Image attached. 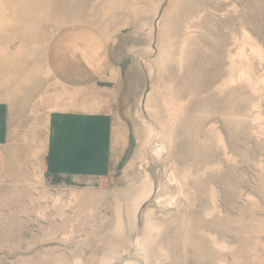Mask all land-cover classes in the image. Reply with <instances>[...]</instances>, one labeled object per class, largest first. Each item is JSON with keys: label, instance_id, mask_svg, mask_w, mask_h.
<instances>
[{"label": "rangeland", "instance_id": "obj_1", "mask_svg": "<svg viewBox=\"0 0 264 264\" xmlns=\"http://www.w3.org/2000/svg\"><path fill=\"white\" fill-rule=\"evenodd\" d=\"M0 2L12 20L0 33V46L8 47L10 53L22 44L27 49L23 58L10 61L0 57V103L9 108L8 133L11 125L15 127V133L0 145V264H56L59 254L69 261L75 254L85 263L98 257L99 235L111 223L114 190L122 185L124 170L138 154L137 111L141 110V115L144 112L143 116L154 123L146 112L147 98L152 93L153 102L162 108L166 84H171L174 96L185 108L175 122L171 165L180 180L187 169L194 175L187 182L181 181L192 204L187 207L189 242L185 247L180 215L172 212L167 219H161L166 226L159 240L169 252L164 264H264V257L254 260L264 246V120L263 126L254 120L258 109L264 114V85L259 89L244 80L240 82V62L231 70L229 60L247 40L245 30L264 48V0H178L167 16L172 0H164L153 18L155 51L141 58L129 46L141 38L135 34L139 21L154 15L147 0ZM26 5L31 8L30 14L24 12ZM138 5L149 8L146 15L134 14V6ZM163 19L173 37L174 57L167 72L157 77L155 90L149 81L148 92L138 106L131 95L129 77L139 64L146 67L147 61L157 56L159 23ZM189 32L193 37L183 47V58L179 60V50ZM109 35L115 40L109 49L108 68L119 70L124 82L122 94L116 98L106 91L114 86L106 79L108 68L103 78H89L85 62L79 60L89 41L94 37L105 40ZM70 47L75 48L76 56L63 58ZM58 59L65 61L59 63ZM253 59L252 76L256 81L264 75V61ZM50 60L59 64L45 76ZM88 62L97 72L99 64L93 53L88 55ZM35 69H40V74ZM231 73L236 82L226 85ZM28 75L29 83H22ZM76 86L96 92L102 101L97 113L108 115L112 127L120 123L126 127L128 144L124 149L111 144V167L104 177L74 183L67 177L49 174L44 166L43 186L35 177L39 166L32 149L37 144L34 128L42 125L48 113L44 96L62 87L71 90ZM10 93L14 94L13 100L5 101ZM218 134L225 145L218 143ZM72 189L107 194L96 213L83 214L75 220L73 232L68 224L61 227L67 217L52 208L51 198L42 196L49 190V194H64L67 198ZM187 205V199L181 197L178 206ZM66 213L73 216L70 210ZM139 221L141 227L142 219ZM88 238L86 243L81 241ZM214 240L227 248H219Z\"/></svg>", "mask_w": 264, "mask_h": 264}, {"label": "bare ground", "instance_id": "obj_2", "mask_svg": "<svg viewBox=\"0 0 264 264\" xmlns=\"http://www.w3.org/2000/svg\"><path fill=\"white\" fill-rule=\"evenodd\" d=\"M177 1L178 0H172L165 16L171 14L174 11ZM147 2L150 4L149 8L152 10L154 15L150 19H142L139 21L135 34H140L141 38L137 43L129 46L134 55L140 58L142 56H150L155 51L153 49V43L157 39L156 26L153 18H155L160 12L164 0H147ZM26 7L27 9L24 12L26 14H30L31 8H29V5H26ZM149 8L147 6L138 5L136 7L134 6L133 12L138 17L141 15H146V11ZM10 23H12V20L6 13L3 3L0 2V33L3 32L7 26H10ZM167 29L168 28L165 24V19H163L159 23L157 56L154 59L151 58L149 61H147L146 67H142L141 64L138 63L139 67L135 68L136 71L131 74V77H129L131 95L134 96V101L138 106L143 102L145 94L148 92V83H150L149 81H151L152 90H155L157 77L160 74L167 72L168 66L174 57L173 49L175 45L173 43V37L168 33ZM244 34L247 40L245 42L241 41V44L243 42V45L238 48V52L233 53V55H230L229 57L231 70H233L234 67L240 62V82L241 80H244L254 87L257 86L259 89H263L261 84L264 85V75L260 76L255 81L252 76V71L254 69V63L252 60H254L253 58H257L259 61H264V48L261 45L255 43L254 38L251 36L249 31L245 30ZM191 37H193V32L187 33L184 41L182 42V47L180 45V54H178L179 60H182L184 54L182 49L187 45ZM65 38V41L68 40L67 37ZM59 40L62 41V38ZM114 40V36L109 35L105 40L94 37L87 43V51H85L80 56L79 60L85 62L87 69L86 72L89 78L96 76L103 78L102 76L108 68L109 60L107 57L109 49L114 43ZM65 41H63V43ZM24 45L25 44H22L14 53H10L8 51V47L1 45L0 57L4 56L10 61L16 58H23L24 56H27V49ZM69 50L70 51H67V53L64 52L66 55L64 54L63 58L68 57L70 59V57L76 56L74 47ZM91 53L94 54L99 64L97 72L94 71V66L88 62V55ZM53 61L54 60H50L48 63L45 76H48L55 67L57 62L54 63ZM63 61H59V63ZM35 71L37 74L41 70L35 69ZM108 71L109 76L105 77L109 81H112L114 86L111 88H106V91L116 98L122 94L124 82L120 76L119 70L109 67ZM229 75H231V77L227 78L226 85H229L233 81L236 82V80H234L235 77H233L235 74L232 75L231 73ZM29 81L30 78L28 75L22 80V83H29ZM165 90L166 93L163 95L162 108L156 104L157 102H153L152 93L148 95L145 108L150 118L154 120V123L150 122L143 116L144 112H142L141 115V110L137 111V116L140 119V122L136 125V136L139 141L138 154L130 163V165L124 170L122 185L114 190L112 198V217L110 218L111 223L108 229H106L103 234L99 235L100 239L98 257L93 256V258L90 260L88 259V261L85 263L79 256L75 254L73 255L72 261H69L64 254H59L56 256V264H164L169 258V252L159 240L166 226L164 222H161V219H167L172 212L180 215L181 218V225L183 226L184 230L182 243L183 246L185 247L187 242H189L186 223L188 212L187 207L192 204L185 192L183 185L184 183L181 181L187 182V179L194 174L189 172L187 169L183 172V174L180 173L182 174V180H180L181 177L179 178V173L177 174L178 171H175L177 169H174V166L171 165L170 159L175 122L183 114L185 108L184 103L179 101V99L174 96L171 84H166ZM13 96L14 94L12 93L8 94L5 98V101L11 102L13 100ZM44 97L47 100L48 113L46 114L42 125L35 126L34 128L33 138L37 144L35 145L34 150L32 149V153L39 166V172L38 174L35 173V177L38 179V184L43 186L45 185V179L43 175L44 159L47 153L52 114H66L71 112H82L83 114H89L92 112H98L102 107V101L98 99L96 92L91 91L84 86H76V88L71 90L62 87L61 90H55L52 93H47ZM42 99L43 97H40L39 100ZM256 115L257 117L254 120L258 122L260 126H263V112L258 109ZM14 133L15 127L13 128L11 125L9 136H12ZM127 134L126 127H124L121 123L116 124V126L113 127V147L121 145V148L124 149L128 144ZM217 141L218 143L225 145L224 138L221 134H218ZM114 161L117 163L119 161L118 157H116ZM47 191L42 192V196H45L44 198H51L52 208H57L59 215L67 217V220L63 225H61V227L64 228L65 225L67 226L68 224L69 226L67 227L70 229L75 220H78V217L87 213H96L99 210L100 205L106 200L107 195L104 192L94 193L86 189L80 191L72 189L69 194H67L66 198L64 194L52 195ZM181 197L187 199L188 201V205L184 208L178 206V202L180 201ZM216 202L217 201H214L215 204ZM147 203L148 205L146 206ZM214 208L215 210L218 209L216 206ZM68 210L73 213V216H69L66 213ZM71 218L73 219L71 220ZM139 219H142L141 227L143 230L140 227ZM135 236H137L136 240L134 239ZM81 241H85L86 243L90 240L88 238L85 240L82 239ZM127 245H129V247H127ZM215 245H218L219 248L222 247V249L227 248L226 245L220 246L219 242L217 241H215ZM257 253V258L254 259L255 261L264 257V246L259 248ZM221 264L225 263L221 262Z\"/></svg>", "mask_w": 264, "mask_h": 264}, {"label": "crops", "instance_id": "obj_3", "mask_svg": "<svg viewBox=\"0 0 264 264\" xmlns=\"http://www.w3.org/2000/svg\"><path fill=\"white\" fill-rule=\"evenodd\" d=\"M8 114L7 104L0 103V145L9 137ZM107 116L97 112L54 114L44 164L48 173L74 183L107 175L113 140V127Z\"/></svg>", "mask_w": 264, "mask_h": 264}]
</instances>
